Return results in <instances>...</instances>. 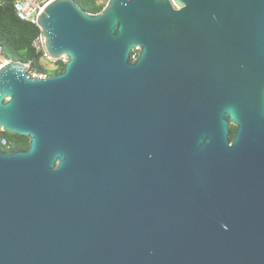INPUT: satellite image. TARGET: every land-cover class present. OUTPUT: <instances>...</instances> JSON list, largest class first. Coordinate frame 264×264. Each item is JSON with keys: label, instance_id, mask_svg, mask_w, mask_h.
<instances>
[{"label": "water", "instance_id": "95a60500", "mask_svg": "<svg viewBox=\"0 0 264 264\" xmlns=\"http://www.w3.org/2000/svg\"><path fill=\"white\" fill-rule=\"evenodd\" d=\"M36 25L66 59L0 67L28 139L0 150V264H264V0H52Z\"/></svg>", "mask_w": 264, "mask_h": 264}, {"label": "trees", "instance_id": "16d2710c", "mask_svg": "<svg viewBox=\"0 0 264 264\" xmlns=\"http://www.w3.org/2000/svg\"><path fill=\"white\" fill-rule=\"evenodd\" d=\"M16 0H0V48L3 57L7 61L21 62L28 65L26 72L38 74L56 75L63 70L64 63L54 61L55 69L46 70L41 60L44 57L42 50H36L32 45L39 34L40 29L36 24L19 19L14 10ZM82 10L96 14L102 10L105 4L98 0H74ZM136 51L131 53L136 55ZM235 127L230 126L229 139L232 140ZM28 148V139L24 136L10 134L0 130V150L4 152L22 151Z\"/></svg>", "mask_w": 264, "mask_h": 264}, {"label": "built area", "instance_id": "2783aa9c", "mask_svg": "<svg viewBox=\"0 0 264 264\" xmlns=\"http://www.w3.org/2000/svg\"><path fill=\"white\" fill-rule=\"evenodd\" d=\"M52 0H16L14 3V10L16 16L24 21H29L33 24H36V16L38 13H40L43 8ZM36 50H42L44 52L43 47V38L42 35L39 34L37 38L34 40L32 44ZM44 56L48 58V56L44 52ZM49 59V58H48ZM65 57L63 56L60 61L63 63L65 62ZM7 62V60L3 57L1 48H0V67L4 65ZM28 65H25V69H27ZM29 77H45L43 74H38L35 72H29L27 74Z\"/></svg>", "mask_w": 264, "mask_h": 264}, {"label": "rangeland", "instance_id": "374dc122", "mask_svg": "<svg viewBox=\"0 0 264 264\" xmlns=\"http://www.w3.org/2000/svg\"><path fill=\"white\" fill-rule=\"evenodd\" d=\"M106 2H107V0H98V3L105 4ZM53 62H54L53 60H50L45 56L41 60V63L45 67L46 70H54L55 69V65Z\"/></svg>", "mask_w": 264, "mask_h": 264}]
</instances>
